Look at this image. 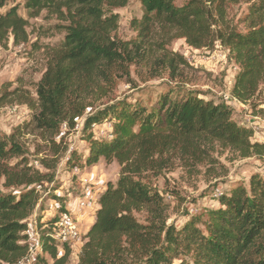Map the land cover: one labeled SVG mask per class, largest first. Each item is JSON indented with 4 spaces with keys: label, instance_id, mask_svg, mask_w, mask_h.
<instances>
[{
    "label": "trees",
    "instance_id": "obj_1",
    "mask_svg": "<svg viewBox=\"0 0 264 264\" xmlns=\"http://www.w3.org/2000/svg\"><path fill=\"white\" fill-rule=\"evenodd\" d=\"M241 1L248 5L244 34L232 30L226 20L225 4ZM24 2L29 18L45 12L63 22L65 37L50 52L34 95L21 88H5L0 106L8 101L27 106L34 113V128L50 137L58 133L62 122L72 123L77 111L87 105L82 104L101 84L109 83L113 73L128 79L131 65L151 58L171 71L185 66L182 57L162 50L160 41L168 36L184 38L194 49L209 47L214 41L226 48L239 69L231 95L240 103L251 100L264 81V0H189L181 8L174 0H139L143 19L136 26L137 38L126 43L112 36L118 18L111 10L125 7L128 0ZM6 3L0 0V11ZM27 26L16 7L0 12L1 37L9 33L15 44H25ZM103 121L111 122L109 140L89 136L80 168L92 167L100 159L106 164L116 162L119 178L115 184L109 182L99 197L78 264H173L180 255L190 257L180 264H264L263 176L255 174L248 188L238 185L229 195H222L204 231L193 220L180 229L168 226L162 196L140 181L145 173L159 175L168 168L171 156L196 164L200 153L214 142L241 159L261 158L264 144L252 141L253 131L238 125L226 104L175 87L159 96L150 111L138 102L125 101L98 110L86 119L85 129ZM74 153L66 161L73 168ZM24 156L15 132L0 134L2 186L24 188L18 195H0V264H20L29 255L25 232L39 201L36 186L52 180L53 166L41 162L47 171L41 173ZM141 212L146 214L143 223L134 217ZM52 224L53 220L47 221L41 234V250L52 262L38 258L36 264L67 263L69 247H62L64 253L58 255L59 246L50 237Z\"/></svg>",
    "mask_w": 264,
    "mask_h": 264
},
{
    "label": "rangeland",
    "instance_id": "obj_2",
    "mask_svg": "<svg viewBox=\"0 0 264 264\" xmlns=\"http://www.w3.org/2000/svg\"><path fill=\"white\" fill-rule=\"evenodd\" d=\"M188 2L189 0H174V5L181 8ZM24 3V0H7L6 7L0 11L3 13L10 7H16L18 14L28 22L27 43L15 44L9 33L0 36V95L5 88L8 91L21 88L22 91L34 95L36 86L46 71L50 52L61 46L64 41L63 22L45 12L36 18H29ZM225 8L226 20L231 29L246 33L247 3H226ZM111 12L118 18L117 30L112 34L114 40L121 43L133 42L138 33L136 26L142 21L144 14L139 0H128L125 7L113 9ZM162 41V50L169 56L182 57L186 62L185 66L171 71L167 66L157 65L155 58H151L146 62L131 65L128 68V79L120 73H113L110 82L101 84L92 98L82 104L87 105L77 111L72 123L62 122L58 133L53 137L34 128L31 123L34 113L27 106L14 101L0 106V134L10 136L15 132L29 166L41 173H47L41 167V162L53 166L50 172L52 180L38 185L40 188L36 186L39 201L30 220L33 230L39 235L45 230L44 224L61 212V206L77 216L81 234V217L85 215L88 220L87 217L93 213L94 203L91 197L100 195L103 188L106 190L109 182H117L120 168L116 162L106 164L100 159L92 167L80 168L87 155L89 136L109 140L112 131L110 121H103L85 129L86 119L107 106L124 101L138 102L150 111L159 96L171 88L180 87L186 92L198 93L206 100L226 104L232 111L233 120L253 131L252 141L264 144V81L260 83L251 100L240 103L231 95L234 78L239 69L229 57L228 50L219 42L214 41L209 47L194 49L184 38L168 36ZM54 151H58L56 156H53ZM72 152H75V155L70 165L79 168L76 175L72 172L73 167L67 166L66 163ZM200 155L201 158L196 164L171 156L168 168L159 175L149 172L141 176L142 184L162 196L168 226L180 229L193 220L197 227L204 231L210 221V213L218 209V201L222 195H229L238 185L248 188L249 179L255 174L264 177V155L261 158L253 156L241 159L232 150L215 142L209 144ZM14 162L15 160H12L9 163ZM81 178L87 181L90 188L89 201L83 210L78 208L77 203L82 199L81 191L84 190V187L80 186ZM2 184L1 178L0 195H18L19 191L24 189H5ZM80 211L84 214H80ZM134 217L143 223L146 214L141 212L134 214ZM80 241L69 247L70 255L66 264H78L80 249L84 243L83 236ZM57 250L58 255L62 256V249ZM38 258L52 262L40 247L33 249V254L21 264H36ZM181 259L189 261L190 257L180 255L175 258L173 264H180Z\"/></svg>",
    "mask_w": 264,
    "mask_h": 264
},
{
    "label": "built area",
    "instance_id": "obj_3",
    "mask_svg": "<svg viewBox=\"0 0 264 264\" xmlns=\"http://www.w3.org/2000/svg\"><path fill=\"white\" fill-rule=\"evenodd\" d=\"M230 99L233 100L231 97ZM78 171L79 168L77 167L72 169L74 175L78 174ZM80 183L81 186L84 187V190L82 191V199H80L77 203L78 208L83 210L89 201L90 188L84 178L80 179ZM37 188L40 187L38 186ZM51 220H53V224L50 227V237L58 244L60 249L64 246L71 247L81 242L78 219L74 213L68 210H63L57 213V215H54ZM44 227L47 228V225L44 224ZM25 234L27 236V244L29 246V255L21 263H24V261L29 259V256L33 254V249L41 247V235H39L36 230H33L30 219L28 220V228Z\"/></svg>",
    "mask_w": 264,
    "mask_h": 264
},
{
    "label": "crops",
    "instance_id": "obj_4",
    "mask_svg": "<svg viewBox=\"0 0 264 264\" xmlns=\"http://www.w3.org/2000/svg\"><path fill=\"white\" fill-rule=\"evenodd\" d=\"M80 186H81V184H80ZM105 191V188H103V190L101 191V193H100V195L103 193ZM81 193H83L82 191H81ZM100 195H97V197H94V196H92L91 198H92V200H93V213H91V215H89L87 218H88V220H86V218H85V215H83L84 213L83 212H81L80 211V214H82L83 215V217H81V228H82V230H83V232H82V230H81V236H84L87 232H88V230L90 229V227L92 226V224L94 223V220H95V213H96V211H97V209H98V199H99V197H100ZM90 204H92V203H90ZM66 208H68V207H66ZM81 216V215H80ZM88 223V224H87Z\"/></svg>",
    "mask_w": 264,
    "mask_h": 264
}]
</instances>
